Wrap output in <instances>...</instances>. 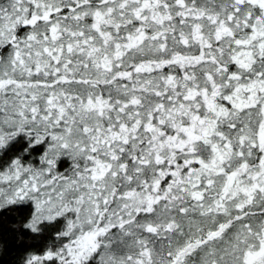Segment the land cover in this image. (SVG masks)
Masks as SVG:
<instances>
[{"label":"snow or ice","instance_id":"obj_1","mask_svg":"<svg viewBox=\"0 0 264 264\" xmlns=\"http://www.w3.org/2000/svg\"><path fill=\"white\" fill-rule=\"evenodd\" d=\"M19 264H264V0L0 2V211Z\"/></svg>","mask_w":264,"mask_h":264},{"label":"trees","instance_id":"obj_2","mask_svg":"<svg viewBox=\"0 0 264 264\" xmlns=\"http://www.w3.org/2000/svg\"><path fill=\"white\" fill-rule=\"evenodd\" d=\"M16 207V211H0V264H19L25 248L31 243L18 229V225L27 215V208Z\"/></svg>","mask_w":264,"mask_h":264},{"label":"rangeland","instance_id":"obj_3","mask_svg":"<svg viewBox=\"0 0 264 264\" xmlns=\"http://www.w3.org/2000/svg\"><path fill=\"white\" fill-rule=\"evenodd\" d=\"M2 2H3V0H2Z\"/></svg>","mask_w":264,"mask_h":264}]
</instances>
